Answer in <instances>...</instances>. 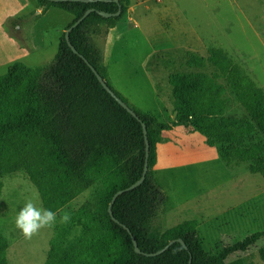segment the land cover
<instances>
[{
    "label": "trees",
    "instance_id": "trees-1",
    "mask_svg": "<svg viewBox=\"0 0 264 264\" xmlns=\"http://www.w3.org/2000/svg\"><path fill=\"white\" fill-rule=\"evenodd\" d=\"M128 4L129 0H40L41 14L58 8L73 16L66 30L88 9L93 10L69 31L78 54L68 45L64 32L50 63L30 67L16 62L0 75V196L2 178L21 170L37 188L43 207L56 212L85 190H93L91 199L70 212L69 223L54 227L43 264H187L190 256V264H248L243 258L227 259L256 247L264 240V229L212 252L203 246L197 219L162 229L160 215L168 197L155 173L157 144L162 132L172 127L197 129L201 119L223 117L229 107L227 89L264 142V89L224 49L210 47L207 56L190 54L187 66L196 71L169 76L175 113L171 123L128 105L110 85L97 43L102 26L113 28L127 13ZM119 6L118 16L106 18L99 13H115ZM80 55L140 120L105 90ZM208 66L214 71L206 72ZM142 123L149 142L148 171L141 184L126 190L144 168ZM208 144L214 146L215 142L209 140ZM219 154L228 167L245 162L237 154L227 153L224 146ZM248 168L264 177V156ZM120 190L123 192L111 205L115 221L108 208ZM8 246L0 233V264H10ZM163 248L161 253L147 255ZM258 255L264 261V245L258 248Z\"/></svg>",
    "mask_w": 264,
    "mask_h": 264
},
{
    "label": "rangeland",
    "instance_id": "rangeland-1",
    "mask_svg": "<svg viewBox=\"0 0 264 264\" xmlns=\"http://www.w3.org/2000/svg\"><path fill=\"white\" fill-rule=\"evenodd\" d=\"M72 20L58 8L41 14L40 0H0V75L16 62L30 67L50 63ZM102 28L97 43L110 85L128 105L165 123L175 119L169 76L196 71L187 66L190 54L207 56L210 47L224 49L264 89V0H129L127 13L113 29ZM226 97L223 117L201 119L197 129L172 127L157 144L155 173L168 197L160 215L162 229L197 219L203 246L211 252L264 229V177L248 168L264 156V142L228 89ZM223 146L245 162L228 167L219 154ZM2 182L0 233L8 240L9 263L43 264L54 228L28 240L15 226L26 201L43 206L38 190L22 170ZM92 196V189L85 190L58 216ZM263 245L264 240L227 261L264 264L258 255Z\"/></svg>",
    "mask_w": 264,
    "mask_h": 264
},
{
    "label": "clouds",
    "instance_id": "clouds-1",
    "mask_svg": "<svg viewBox=\"0 0 264 264\" xmlns=\"http://www.w3.org/2000/svg\"><path fill=\"white\" fill-rule=\"evenodd\" d=\"M70 220V212L65 211L58 216L56 211L38 206L32 200H28L19 209L15 218V226L25 239L30 240L42 229L52 230L57 223L67 224Z\"/></svg>",
    "mask_w": 264,
    "mask_h": 264
},
{
    "label": "water",
    "instance_id": "water-1",
    "mask_svg": "<svg viewBox=\"0 0 264 264\" xmlns=\"http://www.w3.org/2000/svg\"><path fill=\"white\" fill-rule=\"evenodd\" d=\"M50 1H54V2H58V1H67V0H50ZM68 1H82V2H91L93 0H68ZM116 2H118V0H115ZM93 9H88L84 15L79 18L77 21H75V23L73 24V26H71L69 29H67L65 31V38L66 41L68 43V45L70 46V48L72 49V51L76 54H78V51L76 50V48L71 44L70 40H69V31L72 27H74L75 25H77L79 22H81ZM121 6H119V9L117 12L115 13H108L105 11H100L99 13L103 16V17H112V16H118L121 14ZM80 57L85 61V63L90 67V69L93 71V73L95 74V76L97 77L98 81L101 83V85L105 88V90L125 109L127 110L131 115H133L134 117H136L138 120H140V118L136 115V113L121 99L119 98L114 91L106 84V82L104 81V79L102 78V76L99 74V72L96 70V68L90 64V62L82 55H80ZM142 127H143V134H144V138H145V144H146V155H145V163H144V168H143V172L141 177L132 185H130L127 189H132L136 186H138L139 184H141L143 182V180L145 179L146 173L148 171V156H149V142H148V138H147V129L144 123H142ZM123 190L118 191L117 193L114 194L111 203L109 205L108 211L109 214L112 216L113 220L117 221L114 216L112 215V210H111V205L113 204V202L115 201L116 197L118 196V194L122 193ZM129 230V229H128ZM133 240V244L135 247V251L136 252H140V249L138 248L137 242L135 240L134 237H132ZM178 241L180 243H182V245L186 248V244L184 243V241L182 239H178ZM171 244V243H170ZM170 244H168L165 248H167ZM165 248H163L162 250L155 252V253H149L147 255L151 256V255H156L158 253H161L162 251L165 250ZM192 257L190 256V260L187 264H190Z\"/></svg>",
    "mask_w": 264,
    "mask_h": 264
},
{
    "label": "crops",
    "instance_id": "crops-1",
    "mask_svg": "<svg viewBox=\"0 0 264 264\" xmlns=\"http://www.w3.org/2000/svg\"><path fill=\"white\" fill-rule=\"evenodd\" d=\"M37 12H39V10H37ZM117 24V23H116ZM113 29V28H112ZM160 119V118H159ZM161 120V119H160ZM164 122V121H163Z\"/></svg>",
    "mask_w": 264,
    "mask_h": 264
}]
</instances>
